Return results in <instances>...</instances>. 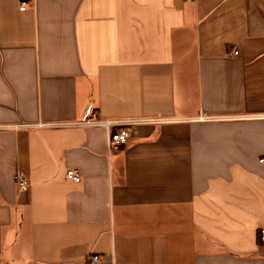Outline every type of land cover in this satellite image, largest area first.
Instances as JSON below:
<instances>
[{
	"label": "crops",
	"instance_id": "0c3cea01",
	"mask_svg": "<svg viewBox=\"0 0 264 264\" xmlns=\"http://www.w3.org/2000/svg\"><path fill=\"white\" fill-rule=\"evenodd\" d=\"M261 159L264 0H0L2 264H264Z\"/></svg>",
	"mask_w": 264,
	"mask_h": 264
},
{
	"label": "built area",
	"instance_id": "2783aa9c",
	"mask_svg": "<svg viewBox=\"0 0 264 264\" xmlns=\"http://www.w3.org/2000/svg\"><path fill=\"white\" fill-rule=\"evenodd\" d=\"M26 2L22 1L20 9H24ZM236 54V51L234 52ZM132 122V121H130ZM130 122L126 121V124H121L119 121H106V120H99L96 118L88 119L83 122H81L82 125L86 126H95V127H104L106 129L107 133V146L109 149H115L123 145L129 136L128 132V125ZM111 126H120L117 130L111 131ZM264 160V159H261ZM66 177L70 179L71 181L78 183L81 181V175L74 171V169H69L66 171ZM15 181L18 184V187L23 190L27 191L28 189V182L25 178V176L17 172L15 175ZM259 235L261 240L264 242V228L259 229ZM0 264H2L0 262ZM88 264H105V261L103 257L98 253H91L88 256Z\"/></svg>",
	"mask_w": 264,
	"mask_h": 264
}]
</instances>
